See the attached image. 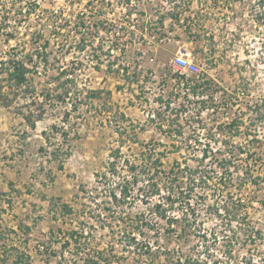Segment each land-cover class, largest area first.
Returning <instances> with one entry per match:
<instances>
[{
  "label": "rangeland",
  "instance_id": "obj_1",
  "mask_svg": "<svg viewBox=\"0 0 264 264\" xmlns=\"http://www.w3.org/2000/svg\"><path fill=\"white\" fill-rule=\"evenodd\" d=\"M47 1L51 9L47 12L49 19L42 24L46 31L54 29V17L60 11L72 16L79 11V6L68 8L64 0ZM137 3L138 25L132 32L128 51L132 67L125 75L111 68L109 71L114 72L110 73V80L104 79L102 83L95 81L96 73L91 74V82L78 78L68 83L63 80L61 60L76 73L75 78L79 67L71 57L77 53L57 51L49 58V73L57 78L54 84L43 82L40 76L28 71V85L13 86L10 90L3 83L0 140L4 141V147H0V152H5L4 158L9 160L17 155L15 162H6L5 168L17 173L16 185L26 183L29 188L25 195L14 188L8 196H0V215L14 209L19 214H15L18 223H23L27 233L31 227L36 230L34 235L21 236L22 243L31 239V246L40 242L52 248L37 253L28 246L29 241L25 247L31 258L20 264H83L94 257L95 264H174L178 258L185 263L186 257H195L206 245L213 247L210 253L213 256L202 253L204 261L208 257L224 264H262L264 204L259 200H264V123L251 124L250 117L257 103L264 104V21L259 20L264 19V0H140ZM93 9L102 11L99 18L95 15V24L106 19L104 0L94 2ZM118 13L119 10L115 15ZM146 27L171 40L150 49L151 44L146 45L140 32ZM63 38L61 35L53 42ZM102 39H106L104 34ZM185 49L198 59L201 68L198 77L205 81L202 82L204 100L212 98L205 107L200 105V97L192 95L191 88L182 89L162 76L172 73L173 54ZM98 53L105 65L112 61L105 51ZM22 54L29 61L30 55ZM65 57L71 62H66ZM102 71L107 70L102 68ZM163 87L165 93L161 91ZM160 96L174 100L169 109L160 108ZM181 102L185 103L182 111ZM25 117L37 122L36 130L31 126L23 130L24 125H29L23 120ZM232 120L237 121L239 129L228 125ZM21 142L26 145L17 150L14 144ZM205 148L208 157L204 165L215 181L205 191L196 188L202 195H192L191 207L201 213L199 219L204 218L203 232L207 237L198 233L188 239L167 236L163 222L154 224V220L153 228H142L146 236H140V241H157L161 250L174 253L168 259L161 254L155 263L140 258L134 248L125 250V235L134 231L129 223L131 215L143 213L148 221L153 219L152 205L147 204L151 199L143 200L137 190L129 200L130 205L124 203L116 209L123 220L114 214L115 206L112 211L106 209L113 206L110 192L116 185L124 178L133 179L131 164L139 165L143 158H154L163 152L162 169L166 172L177 162L184 166L187 161L196 166ZM229 155L233 156L229 159ZM224 158L229 159L226 168L216 167ZM111 161H115V167ZM162 175L157 176L160 185ZM139 179L142 185L145 178L139 176ZM32 190L34 193H30ZM226 201L229 208L239 201L244 207H240L242 223L234 222L231 232L225 235L240 231L245 225L255 239L234 244L232 254L223 253L226 249L221 245L223 240L213 246L210 235L223 228L212 212L214 206L222 207ZM63 202L69 203L73 211H62ZM181 209L179 205L171 215H181ZM125 222H128L126 226ZM71 230L79 231L80 243L63 248L64 233ZM97 251L103 253L102 259L96 258ZM13 260L7 258L11 263Z\"/></svg>",
  "mask_w": 264,
  "mask_h": 264
},
{
  "label": "built area",
  "instance_id": "obj_2",
  "mask_svg": "<svg viewBox=\"0 0 264 264\" xmlns=\"http://www.w3.org/2000/svg\"><path fill=\"white\" fill-rule=\"evenodd\" d=\"M64 1L68 8L79 6V11L73 16L64 14V10L60 11L59 17H54V29L46 31L42 24L50 16L47 14L50 7L46 5L49 1L0 0V78L8 76V69L12 70L10 60L16 57L23 60L25 67L29 69L28 73L40 76L43 82L54 84L57 78L49 73V58L57 51L77 53L76 57H71L76 60V66L79 67L76 70L79 75L77 73L75 78L76 73L72 68H68L64 60H61L63 80H68V83L77 81L78 78L91 82L93 79L91 74L95 73L97 74L94 77L95 81L102 83L104 79L110 80V73L114 72L109 71L111 68L123 76L125 71L132 67L128 51L132 44V32L137 30L139 14L135 7L140 0H104L107 11L103 15L107 14V17L97 24L93 22L94 17L96 15L99 18L101 16L99 12L102 11L93 9V4L99 0ZM88 9L89 14H93L91 17ZM117 10H119L118 16L115 15ZM53 11L56 12L55 9ZM172 25L175 27L176 21H173ZM140 32L146 45L151 44L150 49L166 40H171L169 36H160L155 31H149L147 27ZM103 34L105 40L102 39ZM61 35L64 37L61 41L53 42L54 38L58 39ZM100 51H105L106 56L111 57L112 61L107 65L101 62L98 53ZM23 52L30 55L29 61L23 59ZM65 59L66 62H71L67 57ZM170 64L172 73H164L162 76L167 77L173 85L181 86L182 89L185 87L190 91L193 83L191 79L198 77L201 72L195 54L189 49L176 51L170 59ZM102 68L107 71H102ZM100 73L103 74L100 76L98 75ZM161 91L165 93V88L163 87ZM14 229L15 235H24L18 226ZM28 246L34 247L35 252L42 254L52 249L40 242L34 243L33 246L30 243ZM1 260L2 255H0V264Z\"/></svg>",
  "mask_w": 264,
  "mask_h": 264
},
{
  "label": "trees",
  "instance_id": "obj_3",
  "mask_svg": "<svg viewBox=\"0 0 264 264\" xmlns=\"http://www.w3.org/2000/svg\"><path fill=\"white\" fill-rule=\"evenodd\" d=\"M178 15V13L176 14ZM179 15L180 12H179ZM178 15V17H179ZM264 21L263 18L259 19ZM10 62H12V70H9L8 76L6 78H0V92H2L4 87V82L7 84V87H9L10 90H12L13 86L21 88L23 85H28L29 81L26 77V72L28 71L27 68L24 65L23 61H16L14 59H11ZM191 80H193L191 84V90L192 95L200 97L201 100L199 101L200 105L202 107H205L207 105L206 101L212 100L207 98L204 100V95L206 94L204 89V84L202 82H205L204 79L199 77H193ZM65 93L67 94L68 91L66 90ZM203 96V97H202ZM186 98V96H185ZM158 101L160 102V108L169 109L171 107V103L174 101L171 98L169 100H164L162 96L158 98ZM181 106L179 109L180 111L184 110L182 109L183 105L185 103L181 102ZM211 104V103H208ZM75 109V107H73ZM251 124H256V122L263 124L264 123V104L263 103H257L254 108L252 109L251 114ZM25 120L29 123V126L31 128L36 127V122L31 120L29 117H25ZM236 120H232L228 125L230 127L236 126L239 129V124H236ZM243 122V121H242ZM161 127V126H160ZM180 132V131H179ZM181 133V132H180ZM117 153L120 152V149H116ZM158 156L152 158L151 156L148 158H143L141 160V163L138 165L131 164L130 171L133 174V179H126L124 178L122 182L118 183L116 187L110 192V196L113 199V206L106 207V209L112 211L114 206V214L119 215L120 217L121 212L116 210L117 208H121L122 204L128 203L130 205L132 201H129L132 197V194L134 190L138 191L139 195H142L143 200H146L147 198L151 199L147 202V204L152 205V213H153V219L147 220V218L144 216V214L140 213L137 215H131L129 219V223L132 226L133 230L132 232H129L128 235H125L126 237V243L124 246L125 250H130V248L136 249L135 253H138L140 258H147L151 261H154L156 263L157 258L161 254L167 255L166 259H168V256L174 253L172 250L168 249H162V247L158 246L157 241H140L139 237L146 236L145 231L142 228H153V222L154 224H158L160 222H163L162 227L165 228V235L176 237L178 239H188L192 235L202 236L203 238L207 237L206 232H203V219H199V215L201 213L197 212L194 208L191 206L193 205L192 202V195L195 196H201V191H195L196 188H200L201 190L205 191V189L212 184L213 181H215L214 175H209L207 169L205 168L204 161L208 157V150L205 148L202 153L201 157L196 160L197 165L192 166L187 161H185V165H181L179 162L171 166L170 170L168 172L164 171L162 167L164 166L163 163V156L164 153H157ZM233 155H229V159ZM229 159H221L217 164L216 167L218 168H226V164L228 163ZM111 164L113 167H115V161H111ZM165 173V174H164ZM163 176V184L160 185V182L157 179V176L159 175ZM139 176L142 178H145L142 185H139L140 179ZM223 182V181H222ZM184 184H186L184 187ZM146 187H149L150 189H147ZM147 189V191H146ZM197 193V194H195ZM199 194V195H198ZM157 201H153V198H156V196H159ZM261 204H264V200H259ZM187 205L186 208H184L183 205ZM181 205V215H171L172 210H175V208ZM220 205V204H219ZM219 206H214V211L212 214L216 215L221 220L220 226H223L220 230L212 231L210 235L213 237V246L217 245L218 243L221 244V241H224V244H221L224 249V254H232V246L234 244H238L240 241H249V240H255L254 234L251 232V229L247 226L240 227V231L233 230V232L230 235H225V233H229L230 226L234 223H242L241 221V213H240V207H244L242 203L236 202L232 205L231 208L229 203L226 201ZM221 208V209H220ZM61 210L72 212L73 207L69 203H61ZM222 210L224 214L221 213ZM55 213V211L53 210ZM130 216V214H129ZM122 216V220H123ZM126 219V217H125ZM244 219V218H243ZM242 219V220H243ZM125 221V220H124ZM151 221V222H150ZM125 222V226H126ZM23 223H18V228L20 231L25 235V233L28 235L24 229H23ZM30 227L26 225V229L29 230ZM229 228V230H228ZM137 229V231H135ZM65 241L63 243V248L69 247L72 243L77 246L80 243V235L79 231L77 230H71L68 232H65ZM257 235V233H255ZM259 234V233H258ZM156 242V246H154V243ZM27 243V241H25ZM128 247V248H127ZM15 248V247H14ZM6 249V248H5ZM4 251V254L6 250ZM13 249V248H12ZM213 250V247L210 245H206L205 248L202 251H197L198 255L195 257H186V261L181 262V259H177V261L174 264H224V263H218L213 260H208V257H206L205 261L202 259V253H206L210 256H213L210 254ZM14 251L17 252V258H14L12 261L13 263L7 261L6 258L2 257V263L1 264H20L24 259L31 258L30 255L27 253L25 249H19L15 248ZM15 252V253H16ZM96 258H103L102 252L97 251ZM101 254V255H100ZM95 258V257H94ZM87 259L85 263L83 264H95V259ZM173 258V257H171ZM163 264V263H162ZM264 264V262L262 263Z\"/></svg>",
  "mask_w": 264,
  "mask_h": 264
},
{
  "label": "crops",
  "instance_id": "obj_4",
  "mask_svg": "<svg viewBox=\"0 0 264 264\" xmlns=\"http://www.w3.org/2000/svg\"><path fill=\"white\" fill-rule=\"evenodd\" d=\"M23 120L25 121L24 118H23ZM36 124H37V122H36ZM23 127H24L23 130H28V128H30L29 125H27V124L24 125ZM35 130H36V128H35ZM25 140H26V138H25ZM25 142H21L19 144H14V146L15 147L17 146V150H18L19 148H22L26 145ZM0 147L1 148L4 147V141L3 140H0ZM15 147L13 150H15ZM4 154H6V153L3 151L0 152V196H3L4 194H7L6 196H8L11 189H14V188H17V190L24 192V195H25L26 192H28L27 190L29 187H27L26 183L17 182V185H16L15 182L18 180L17 173L15 171H13V172L7 171V169L5 168V164H7L6 162H8V161L9 162H15L17 155L13 156L12 160H9V159L4 158ZM30 193H34V191L32 190ZM0 202H1V200H0ZM0 206H2V205H0ZM3 214H1V221H0V255H2V257L6 258V259L7 258L8 259L9 258L14 259L15 258L14 256L17 255V252L14 251V249L19 248L21 250L25 249L27 251V247H25V246L28 245L29 241L31 243L32 240L28 239L27 243H25V242L22 243V237H21L22 235H15V232H14L15 229L14 228H15V226H18V218L17 217L19 216V214H17V212H15L14 209L6 210L3 212ZM15 214H17L18 216ZM5 216L8 217V220L5 219ZM14 217H15V219H14ZM3 218L5 219V221L3 220ZM34 233H36V230L34 229V227H31V232L29 234L34 235ZM4 249L6 250L5 254L3 251Z\"/></svg>",
  "mask_w": 264,
  "mask_h": 264
}]
</instances>
